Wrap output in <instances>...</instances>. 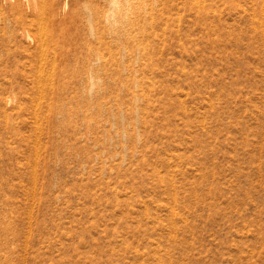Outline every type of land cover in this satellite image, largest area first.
Instances as JSON below:
<instances>
[{"label":"rangeland","instance_id":"1","mask_svg":"<svg viewBox=\"0 0 264 264\" xmlns=\"http://www.w3.org/2000/svg\"><path fill=\"white\" fill-rule=\"evenodd\" d=\"M198 2L0 0V264H264V0Z\"/></svg>","mask_w":264,"mask_h":264},{"label":"bare ground","instance_id":"2","mask_svg":"<svg viewBox=\"0 0 264 264\" xmlns=\"http://www.w3.org/2000/svg\"><path fill=\"white\" fill-rule=\"evenodd\" d=\"M33 1H34V0H33ZM35 1H36V0H35ZM40 1H41V0H40ZM66 1H67V0H66ZM195 1H197V3H199L198 0H195ZM43 2H45V0H43ZM41 4H42V3H41ZM44 4H45V3H44ZM119 5H120V4H119ZM119 5H118V6H119ZM42 6H43V5H42ZM42 6H41V7H42ZM44 7H45V6H44ZM199 7H200V6H199ZM63 8H64V7H63ZM206 8H207V7H206ZM208 8H209V6H208ZM43 9H44V8H43ZM45 9H46V7H45ZM198 9H199V8H198ZM112 10H113V9H112ZM127 10H128V9H127ZM147 10H148V9H147ZM202 10H204V9H202ZM206 11H207V10H206ZM108 12H109V11H108ZM159 12L161 13V11H159ZM202 12H203V11H202ZM202 12H201V13H202ZM42 13H43V11H42ZM42 13L40 12L41 15H42ZM44 13L46 14V12H44ZM157 13H158V12H157ZM201 13H200V14H201ZM45 14H44V15H45ZM46 15H47V14H46ZM88 15H89V14H88ZM106 15H107V14H106ZM131 15H132V14H131ZM102 16H104V15H102ZM10 17H11V16H10ZM44 17H45V16H44ZM44 17H43V19H44ZM105 17H106V16H105ZM113 17H114V16H113ZM38 18H39V17H38ZM38 18H37V19H38ZM151 18H152V16H151ZM14 19H15V18H14ZM15 20H16V19H15ZM38 20H40V19H38ZM48 20H49V19H48ZM48 20H47V21H48ZM105 20H107V18H106ZM42 21H45V20H42ZM37 22H39V21H37ZM104 22H105V21H104ZM107 22H108V21H107ZM151 23H152V22H151ZM46 24H47V23H46ZM44 26H45V25H44ZM47 26H48V25H46V27H47ZM37 28H38V26H37ZM87 28H88V27H87ZM260 28H261V27H260ZM44 29H45V28H44ZM88 29H89V28H88ZM90 29H91V28H90ZM92 30H93V29H92ZM39 31H40V30H39ZM47 31H48V30H47ZM47 31H46V32H47ZM40 33H41V32H40ZM46 34H47V36H48V33H46ZM39 36H40V34H39ZM55 36H56V32L52 33L51 37L54 38ZM41 38H43V37H41ZM96 38H97V37H96ZM102 39H103V38H102ZM48 40H49V39H48ZM48 40H47V42H48ZM47 45H48V44H47ZM98 45H99V44H98ZM42 46H43V44L41 43L40 48H41ZM87 47H88V46H87ZM88 48H89V47H88ZM45 49H46V47H45ZM45 49L42 50V52H44V51H48V49H47V50H45ZM44 53L46 54V52H44ZM47 53H48V52H47ZM42 54H43V53H42ZM52 54H53V52H52ZM43 55H44V54H43ZM46 55H47V54H46ZM45 57H46V56H45ZM53 57H54V56H53ZM55 57H56V55H55ZM55 57H54V58H55ZM52 59H53V58H52ZM52 59H51V61H53ZM41 61H42V60H41ZM46 61H47V59H46ZM44 62H45V61H44ZM55 62H56V61H55ZM50 63H52V62H50ZM41 65H43V64H41ZM43 66H44V65H43ZM50 66H51V64H50ZM54 67H55V64H54ZM43 71H44V70H43ZM39 72H40V71H39ZM39 76H41V75H39ZM42 76H44V75H42ZM38 78H39V77H38ZM43 80H44V79H43ZM52 80H53V79H51V81H52ZM39 81H40V79H39ZM44 82H45V81H44ZM50 84H51V83H50ZM47 85H48V84H47ZM53 85H54V84H53ZM41 87H42V86H41ZM43 87H45V86L43 85ZM54 88H55V87H54ZM45 89H46V88H45ZM40 92H41V91H40ZM44 93H45V92H44ZM45 97H46V96H45Z\"/></svg>","mask_w":264,"mask_h":264}]
</instances>
